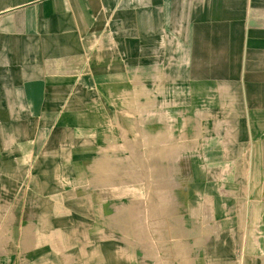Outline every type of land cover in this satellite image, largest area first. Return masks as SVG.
<instances>
[{
	"label": "crops",
	"instance_id": "1",
	"mask_svg": "<svg viewBox=\"0 0 264 264\" xmlns=\"http://www.w3.org/2000/svg\"><path fill=\"white\" fill-rule=\"evenodd\" d=\"M158 64L173 81L165 86L172 96L165 102L183 108L184 141L200 136L191 134L196 123L191 112L203 110L208 99L227 107L232 124L220 127L212 162V169H230L233 193L227 200L206 194L203 173L195 172L207 170L199 156L206 148L186 143L175 152L152 146L154 132L142 123L152 120L143 116L145 106H154ZM143 133L151 140L128 149V139ZM130 150H136L135 161L167 155L159 159L166 168L181 155L182 214L171 211L175 183L167 172L166 182L154 189V218L166 210L169 233L182 216L193 223L185 226L190 237L211 234V239L203 257L191 260L183 251L178 262L264 264V0H0V155L35 158V192L44 210L50 203L62 208L71 202L86 219V226L73 232L78 245L91 247L90 225L100 217L104 233L121 235L127 188L119 187L111 172L126 169ZM218 155H230V161L219 162ZM193 178L198 183L192 189ZM257 227L262 231L255 238ZM55 237L54 246L44 243L40 253L60 251ZM121 240L119 248L125 249ZM239 250L247 251V259L238 258ZM119 256L112 253L113 264L124 261ZM56 259L0 264L68 263Z\"/></svg>",
	"mask_w": 264,
	"mask_h": 264
},
{
	"label": "rangeland",
	"instance_id": "2",
	"mask_svg": "<svg viewBox=\"0 0 264 264\" xmlns=\"http://www.w3.org/2000/svg\"><path fill=\"white\" fill-rule=\"evenodd\" d=\"M157 67L154 84L157 82L158 87L154 90V106H145L144 110L147 113L143 116L151 117L152 120L142 123L144 129L154 132V139H152L154 140V145L152 146L156 147L158 145L159 149H165L170 146L176 149L174 150L175 152L180 150L181 146L183 144L186 145V143L191 146L198 145L202 151L203 148H206V153L201 152L202 154L199 156L203 158V162H206L204 166L207 170H197L195 172L197 175L199 172L203 173L200 182L206 194H217V197L227 200V195L230 196L233 193L230 189L233 184L227 178L229 177L230 169H212V162L215 161L216 157L213 147L220 145V139L216 135L219 133L220 127L226 128V125L229 124L230 126L232 124L230 119H228L230 118L229 113L224 112L227 107L213 104L214 100L208 99L204 107H202L203 110L188 113L192 121L196 119L195 131L191 130V134L195 133L200 136L199 138L192 136L189 141H184L181 135L183 108L179 105H167L169 102H165L172 97H168L165 86L173 84V81L170 75L163 73L164 65L158 64ZM172 92L170 93L172 94ZM160 102L164 103L158 105L157 103ZM167 128H170L171 131H168ZM238 129L240 131L239 127ZM172 133L175 136L169 138ZM143 140L148 141L151 139L145 137V133H143L141 139H128V149L135 147V145H142ZM178 147L180 148L178 149ZM133 152V150L131 152L128 151L126 169L112 170L111 172V179L114 178V181L122 189L124 187L127 188L126 194H124L126 198L122 200L127 206V223L123 224L121 235L111 234L110 236L109 233H104L106 221L103 217L98 218L96 223L93 222L90 225L91 231H95V237L93 235V239H86L87 244L91 247L76 243V235L73 232L77 229L76 232H80L86 226V219L81 216L77 208H70L71 202L65 203L67 204L66 207L64 205L62 208H58L56 205L53 206V203H50L46 207L52 206V208L44 210L43 203L38 200V194L35 192L38 184L37 170L34 168L37 162L35 158L28 155L26 158L21 156L13 159L9 155L8 158L11 159L3 160L2 158H6V156L0 155V261H58L56 257H61L62 261H68L66 264H75L77 261H86L87 259L92 261L91 258L93 259V264H113L111 261L114 258L112 257L113 252L124 259L120 264H154V259H159L157 264H167L166 261L175 260L173 264H181L178 261H183V251L188 256L190 255L191 260L193 258L197 260L199 255H201L200 258L203 257L208 252L207 245L211 239V234H206L205 236L201 234L194 238L191 235L190 237L188 232L185 231V226H193V223L189 219L182 218V216L174 219V232L169 233L167 230L170 222L166 210L159 212L154 218V189L155 191L158 189V182H166L167 172H171V180L168 179V181L177 185L175 186L174 184L175 190H172L175 203L171 211L174 210L175 213L182 214L184 203L182 196H180L181 194L178 192V186L180 189L183 187V179H178L183 168V165H180L182 161L179 162L181 155L175 154V165L171 164L170 170L167 171L165 169L169 168H166L165 163L161 164L162 161L159 160L160 157H167V155L154 153V157L149 154L146 159L143 157V160L135 161L137 158L136 150L135 154ZM177 158L178 160H176ZM151 160L152 162H150ZM217 160L219 162L223 160L225 163L226 160L230 161V155H218ZM25 161L26 164H23ZM146 164H151L153 169L143 168V165ZM175 174L178 176L176 180ZM123 180L125 184L120 183ZM190 183L193 189V186L198 181L193 178ZM99 188L102 189V187ZM68 189V192H75V187H68ZM54 211L55 216L53 217L50 213H54ZM38 212L41 218L38 217ZM139 213L142 217L139 216ZM208 225L209 220L204 226L208 227ZM50 227L55 229L51 232H44ZM139 229L144 230V232L140 233ZM191 229L193 228L191 227ZM260 231H262V228L257 227L255 238L261 236ZM51 236H58V240L56 237L54 239H56V243L58 242L57 247L60 251L47 250L45 254L40 253L44 250L42 246L44 243L54 246ZM189 239L190 244L188 243ZM119 240H121L125 249L119 248ZM103 246L105 250L102 249ZM112 248L116 249H113L112 252ZM83 249L89 250L88 256H86V251ZM81 252H84L82 257L78 255ZM55 253L62 256H55ZM103 254H106L107 257H103ZM238 258L241 260L247 259V251L245 253V251L239 250ZM101 259H106V261H97ZM199 261H206V259L202 258Z\"/></svg>",
	"mask_w": 264,
	"mask_h": 264
}]
</instances>
